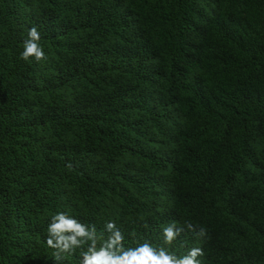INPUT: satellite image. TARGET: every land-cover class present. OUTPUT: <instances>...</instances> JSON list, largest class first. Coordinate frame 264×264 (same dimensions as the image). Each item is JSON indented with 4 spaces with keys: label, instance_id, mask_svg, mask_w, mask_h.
I'll list each match as a JSON object with an SVG mask.
<instances>
[{
    "label": "trees",
    "instance_id": "1",
    "mask_svg": "<svg viewBox=\"0 0 264 264\" xmlns=\"http://www.w3.org/2000/svg\"><path fill=\"white\" fill-rule=\"evenodd\" d=\"M59 212L264 264V0H0V264H80Z\"/></svg>",
    "mask_w": 264,
    "mask_h": 264
},
{
    "label": "clouds",
    "instance_id": "2",
    "mask_svg": "<svg viewBox=\"0 0 264 264\" xmlns=\"http://www.w3.org/2000/svg\"><path fill=\"white\" fill-rule=\"evenodd\" d=\"M40 40L38 29L30 28L21 59L28 61L34 58L37 62L46 60ZM187 228L189 231H195L191 223H187ZM105 230L108 236L98 246L94 226L90 228L74 217L59 212L52 216L48 225L46 243L49 248L55 250L54 257L57 261L64 256L73 255L78 249H86L80 252V264H200L197 258L204 254L201 248L195 247L186 255L177 256L169 249L163 246L155 247L148 241L138 243L135 247H126L124 235L114 222L106 223ZM180 231L175 225L165 227L163 229L165 243L171 245L180 235ZM197 235L204 237L206 230L201 228Z\"/></svg>",
    "mask_w": 264,
    "mask_h": 264
}]
</instances>
